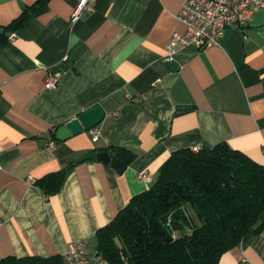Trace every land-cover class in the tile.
Returning <instances> with one entry per match:
<instances>
[{"label":"crops","instance_id":"crops-1","mask_svg":"<svg viewBox=\"0 0 264 264\" xmlns=\"http://www.w3.org/2000/svg\"><path fill=\"white\" fill-rule=\"evenodd\" d=\"M37 1L0 0V30ZM78 1L49 0L7 33L0 53V260L63 257L82 244L92 264H108L97 255L98 230L150 189L178 150L227 143L264 165V9L250 25L227 28L219 46L185 47L165 63L173 34L185 32L177 15L187 0H100L70 28ZM50 72L62 74L53 89ZM94 107L105 114L98 141L91 131L57 138ZM107 148L136 159L122 173L84 160ZM64 170L58 193L36 186ZM219 264H264V227Z\"/></svg>","mask_w":264,"mask_h":264},{"label":"trees","instance_id":"trees-1","mask_svg":"<svg viewBox=\"0 0 264 264\" xmlns=\"http://www.w3.org/2000/svg\"><path fill=\"white\" fill-rule=\"evenodd\" d=\"M48 1L38 0L0 30V53L7 33L24 25ZM107 150L113 155L110 165L119 173L136 159L125 148ZM66 175L67 170L49 174L36 186L45 195H54ZM263 213L264 165L227 143L198 152L178 150L163 165L155 184L98 230L97 255L108 264H219L246 234L263 230ZM0 264L65 263L62 256H29L7 257Z\"/></svg>","mask_w":264,"mask_h":264},{"label":"built area","instance_id":"built-area-1","mask_svg":"<svg viewBox=\"0 0 264 264\" xmlns=\"http://www.w3.org/2000/svg\"><path fill=\"white\" fill-rule=\"evenodd\" d=\"M100 0H79L74 8L68 26L72 28L86 13L95 10ZM264 9V0H187L177 15V19L186 27L185 32L173 34L166 46L167 55L165 63H170L174 55L181 49L193 46L198 50L209 49L219 46L227 28H243L250 25L256 13ZM15 34L10 36L11 39ZM60 72H50L45 80L47 89L57 87L61 81ZM93 141H98L100 131L90 130ZM56 147L54 141L50 142L49 148ZM192 150L198 152L202 148L193 146ZM140 178L151 181V174L142 172ZM65 264H92L87 257L85 247L82 244H70L63 255Z\"/></svg>","mask_w":264,"mask_h":264},{"label":"water","instance_id":"water-1","mask_svg":"<svg viewBox=\"0 0 264 264\" xmlns=\"http://www.w3.org/2000/svg\"><path fill=\"white\" fill-rule=\"evenodd\" d=\"M104 116L105 114L100 107H94L81 114L78 118L71 120L65 126L60 127L57 132V138L60 141H65L72 135L90 131L103 121ZM93 159H97L105 164H110L112 161V154L109 151L95 152L84 158V160Z\"/></svg>","mask_w":264,"mask_h":264}]
</instances>
